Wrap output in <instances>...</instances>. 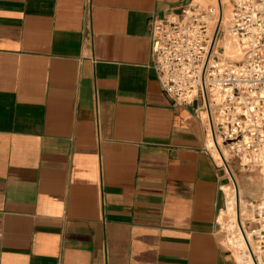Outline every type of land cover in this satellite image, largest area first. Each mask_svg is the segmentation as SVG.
Segmentation results:
<instances>
[{
	"label": "crops",
	"instance_id": "crops-1",
	"mask_svg": "<svg viewBox=\"0 0 264 264\" xmlns=\"http://www.w3.org/2000/svg\"><path fill=\"white\" fill-rule=\"evenodd\" d=\"M191 1L0 0V264H239L206 119L152 67Z\"/></svg>",
	"mask_w": 264,
	"mask_h": 264
},
{
	"label": "built area",
	"instance_id": "built-area-1",
	"mask_svg": "<svg viewBox=\"0 0 264 264\" xmlns=\"http://www.w3.org/2000/svg\"><path fill=\"white\" fill-rule=\"evenodd\" d=\"M228 2L227 29L238 58L225 56L223 44L213 50L224 34L217 25L221 1L206 7L191 1L177 13L150 18L152 67L170 98L199 104L210 137L219 136L240 167L259 170L264 166V0ZM248 199L247 228L254 245L264 249V185ZM245 243L241 264H260L247 237Z\"/></svg>",
	"mask_w": 264,
	"mask_h": 264
},
{
	"label": "bare ground",
	"instance_id": "bare-ground-1",
	"mask_svg": "<svg viewBox=\"0 0 264 264\" xmlns=\"http://www.w3.org/2000/svg\"><path fill=\"white\" fill-rule=\"evenodd\" d=\"M222 4V9L219 11V18L217 25L223 29V36H219L216 38L213 50H216V46L219 44L224 45V55L229 56L231 58H238L239 48L237 42L233 36H231L227 29L229 13L225 12V3L228 0H220ZM200 3L204 5L213 4L216 5V0H199ZM203 119L206 118V113L202 112ZM207 122V121H206ZM208 127V126H207ZM207 146L211 149L212 154L218 160L220 164H224V168L227 172L229 181L224 185V190L226 192V202L222 211L219 213V222L222 227L227 229L229 225H234L236 234L227 233L224 237V242L228 249L233 253L238 263L241 264L244 262V250H245V240L248 238L253 252L257 253V256L260 259V264H264V249H258L251 238V233L249 229L246 227L245 219H249L252 217V209L248 207V203L250 199L247 201L244 200V192L245 187L241 184L237 175H235L228 163V159L232 156L231 152L226 148L223 144L221 138L219 136L216 137V140L210 137L209 131L207 132ZM245 162V160H243ZM264 162V161H262ZM242 167V171L251 170L252 165L249 167ZM258 176L262 179L260 185L257 187V190H260L262 185H264V166H262L258 170ZM256 177V176H255ZM249 178V177H248ZM251 193L254 191H250ZM247 214V215H246ZM246 218H245V217Z\"/></svg>",
	"mask_w": 264,
	"mask_h": 264
},
{
	"label": "rangeland",
	"instance_id": "rangeland-1",
	"mask_svg": "<svg viewBox=\"0 0 264 264\" xmlns=\"http://www.w3.org/2000/svg\"><path fill=\"white\" fill-rule=\"evenodd\" d=\"M193 2H197V3H199L205 7L207 6V5H204V4H202L196 0ZM229 10H230V4H229V2H226L225 3V12L228 13ZM228 163L230 164V168H231L232 172L238 176L241 184H243V186L245 187V192L243 194L244 200L247 201L248 198L256 197L257 195H259L260 190H257V187L260 185L262 179L258 176V173H259L258 170L257 169H251V170L242 171L243 169H242V167H240L238 160L232 156L229 157ZM222 167H223V170L227 176V180L229 181L227 172H226L223 165H222ZM250 191H254V192L251 193ZM245 223H246V227H248V224H247L248 219H245ZM220 225H221V223H220ZM222 231H223V234H225V235L227 233L236 234V230H235L234 225H229L227 229L222 227Z\"/></svg>",
	"mask_w": 264,
	"mask_h": 264
}]
</instances>
